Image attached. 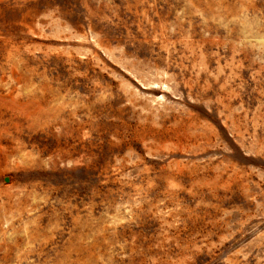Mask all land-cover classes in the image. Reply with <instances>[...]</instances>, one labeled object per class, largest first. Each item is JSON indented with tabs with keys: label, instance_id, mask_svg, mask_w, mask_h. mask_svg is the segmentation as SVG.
Returning <instances> with one entry per match:
<instances>
[{
	"label": "rangeland",
	"instance_id": "374dc122",
	"mask_svg": "<svg viewBox=\"0 0 264 264\" xmlns=\"http://www.w3.org/2000/svg\"><path fill=\"white\" fill-rule=\"evenodd\" d=\"M0 264H264V0H0Z\"/></svg>",
	"mask_w": 264,
	"mask_h": 264
}]
</instances>
